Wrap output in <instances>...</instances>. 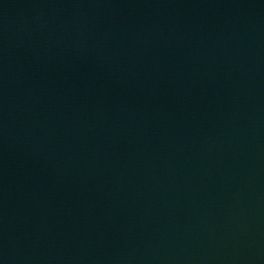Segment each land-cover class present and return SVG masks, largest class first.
Returning <instances> with one entry per match:
<instances>
[{
  "label": "water",
  "instance_id": "obj_1",
  "mask_svg": "<svg viewBox=\"0 0 264 264\" xmlns=\"http://www.w3.org/2000/svg\"><path fill=\"white\" fill-rule=\"evenodd\" d=\"M0 264H264V0H0Z\"/></svg>",
  "mask_w": 264,
  "mask_h": 264
}]
</instances>
